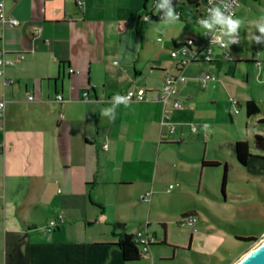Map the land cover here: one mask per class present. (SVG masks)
I'll list each match as a JSON object with an SVG mask.
<instances>
[{"label":"crops","instance_id":"1","mask_svg":"<svg viewBox=\"0 0 264 264\" xmlns=\"http://www.w3.org/2000/svg\"><path fill=\"white\" fill-rule=\"evenodd\" d=\"M4 1L20 25L6 28L0 49L10 57H25L0 76L6 101L0 127V264H148L151 247L140 261L123 259L118 235L135 232L127 231L122 209L127 199L142 198L156 186L170 159L166 143L172 139L166 135L172 134L162 124L164 117L176 124L183 142L172 157L179 165L176 177L186 179L189 166L198 168L203 158L221 162L219 153H210L223 142L214 123L211 130L208 121L200 124L203 148L183 140L182 127L188 125L183 120L196 104L188 81L194 80L198 91L213 81L199 86L197 77L205 69L196 61L179 70L188 76L177 85L183 108L129 101L116 106L114 120L101 109L110 106L115 94L129 88L156 91L167 73L179 72L170 54L185 45L191 27L180 20L168 25L160 20L155 26L144 21L152 0H82V5L78 0ZM189 14L194 21L200 15L186 7L183 21ZM158 25L163 31L156 30ZM158 32L163 38H154ZM213 53L211 63L224 60L221 49ZM169 108L181 112L174 117ZM189 125L192 133L199 132L198 125L193 124L196 132ZM236 141H226L234 154ZM249 173L236 185L228 184L225 196L219 193L225 214L219 222L237 236L260 238L264 227L257 236L245 223L264 225V174ZM111 200L119 207L112 219L105 211ZM200 208L187 206L182 216L194 213L199 221ZM54 218L63 222L50 227ZM117 222L124 227H116ZM191 239L183 248L189 252ZM160 242H167L165 230Z\"/></svg>","mask_w":264,"mask_h":264},{"label":"rangeland","instance_id":"2","mask_svg":"<svg viewBox=\"0 0 264 264\" xmlns=\"http://www.w3.org/2000/svg\"><path fill=\"white\" fill-rule=\"evenodd\" d=\"M200 4L203 9L202 0H200ZM190 14L192 15V13ZM190 14V18L178 21L191 27L185 38L200 35L196 21ZM261 16H264V0H240L236 7V18L242 20L241 39L240 43L235 45L236 49L230 46L228 48L233 60L224 59L218 64L211 62L198 64L201 69L213 71L217 75V80L211 82L206 90L198 91L195 81L188 79L196 104L188 112L190 118L183 120L188 124L182 127L186 134L183 140L187 142V146L199 143L198 147L203 148L204 139L200 135V124L203 121H208L211 130L212 123H214L215 129L219 133V139L223 142L219 146L211 148L210 153L212 155L219 153L222 165L203 168L201 165L198 168L189 166L186 179L176 177L179 165L177 159L172 157L175 153H179L177 144L183 142L178 140V133L166 135L172 139L169 140L170 143H166L170 159L165 169L160 170L156 186L148 188L153 192L151 200L147 201L141 197L127 199V203L122 209L124 218L127 220V231L147 230L154 234L159 241L151 246L153 252L151 251L149 254L148 264H234L264 238L261 236L252 243L238 241L233 228L225 227L219 222L224 220L225 214L222 210L223 204L218 199L219 193L223 196L221 186L225 163L228 182L225 186V194L228 184L230 187L236 185L237 179L247 175V172H250L251 175L264 174V151L262 156H252L248 164L244 166L236 160L233 150L228 145L229 141L235 139L248 140L252 144L255 133H264V124L258 123L259 118L264 117V83H261L264 81V43L250 42L247 39L250 35L247 29L252 28V23ZM159 22L150 21L149 24L155 26ZM252 31L260 35L258 30L252 28ZM157 36L163 38L162 33L158 32L154 38L156 39ZM252 54L254 60L262 62L261 70L251 61ZM185 75L187 76V74ZM212 85L216 89L214 88L215 90L213 89L211 92L210 86ZM251 98L258 102L262 110L259 114L248 116L245 110V101ZM234 99L240 104H234L232 102ZM178 111L169 108L168 114L174 116L181 112ZM189 124L198 125L199 132L192 133ZM226 141L228 142L226 143ZM252 152H256L253 147ZM170 184L175 186L173 190L168 189ZM114 202L115 200L108 202L105 210L110 219L119 208L114 206ZM195 204L201 207V216L195 224V228L181 226L182 211L187 206ZM262 208L264 210V204ZM245 227L259 236V231L263 229L264 225L258 221L255 225L245 223ZM164 230L166 244L160 242ZM190 239L192 246L189 252L183 248L187 247Z\"/></svg>","mask_w":264,"mask_h":264},{"label":"built area","instance_id":"3","mask_svg":"<svg viewBox=\"0 0 264 264\" xmlns=\"http://www.w3.org/2000/svg\"><path fill=\"white\" fill-rule=\"evenodd\" d=\"M204 3L203 9H201L200 15L197 17L196 21L200 17H207V9L214 6L220 5L224 7L227 5L226 11L229 13L234 14L236 17V7L240 3V0H202ZM82 0H78V4L82 5ZM158 4V0H152L150 8L147 9L142 19L144 21H149L152 16L158 15L157 13L153 12L156 5ZM181 17V13H180ZM198 24V23H197ZM20 25V21L12 16H9L5 9V1L0 0V39L4 37L6 28L8 26H16ZM200 28V35L199 36H191L187 38L185 45L180 50H174L171 52V57L177 61V66L182 71L183 68L188 66L189 64L202 61V62H210L214 61L213 59V52L216 48H219L223 51V58L225 60H232V55L228 49L220 48L216 43L212 36V34H204L207 30ZM219 28V25L216 26ZM240 43V42H239ZM239 43H232V45H237ZM25 57L24 53H18L16 57H10L7 55L6 49H0V76H3L4 70L6 67L14 65L16 62L22 60ZM256 66L261 68L262 63L260 61H256ZM73 69H70V72H73ZM177 73H167L164 77L163 85L160 89L156 91H151L143 88H129L121 93L120 95H124L129 97V101H157L161 102L164 106L170 105L176 109H181L184 107L183 103L180 99L177 98V85L179 82H185L187 77L183 74V72ZM217 77L214 73L204 70L200 73L197 77L199 86L201 88H205L210 81L216 80ZM84 97L88 98V93H84ZM28 100H33L34 96L29 94L27 96ZM57 99L62 101V95L58 94ZM5 99L2 95H0V127L2 126V121L4 118V107H5ZM234 104H238L237 100H232ZM62 116V115H61ZM163 125L168 126V132L170 134H174L176 132V124L172 123L168 120V117H164L162 120ZM191 130L196 132L197 126L191 125ZM175 188L174 185H169V190ZM152 190L147 191L142 195V199L147 201L151 200ZM62 220V219H61ZM59 219H51L49 221L50 227H56L61 223ZM198 221V216L194 213L184 214L180 221V225L184 227L194 228L195 224ZM134 240L137 243L139 248L140 256L146 257L150 252V247L152 244L157 242V238L154 234L149 233L146 231H140L134 233Z\"/></svg>","mask_w":264,"mask_h":264},{"label":"clouds","instance_id":"4","mask_svg":"<svg viewBox=\"0 0 264 264\" xmlns=\"http://www.w3.org/2000/svg\"><path fill=\"white\" fill-rule=\"evenodd\" d=\"M160 9H164L163 13V22L165 25L173 24L180 19V13L174 9L172 0H159V3L156 5V8L153 9V12L159 13ZM227 5L221 7L220 5H214L207 9V17H200L196 22L200 25L202 29L207 30L204 34H212L215 43L223 49H228L230 44L239 43L240 28L242 20L236 18L234 14L226 11ZM219 25V28L216 26ZM252 28L258 30L260 35H257L256 32L252 31ZM252 28H248L247 31L250 33L247 39L255 41L257 43H264V16H261L259 19L255 20L252 23ZM157 31H163V26L158 25L156 28ZM264 83V81H261ZM129 97L124 95L115 94L112 101L110 102L109 107H104L101 109V114L108 116L109 119H115V108L119 104L128 105ZM248 255H245L240 264H245L247 261Z\"/></svg>","mask_w":264,"mask_h":264},{"label":"trees","instance_id":"5","mask_svg":"<svg viewBox=\"0 0 264 264\" xmlns=\"http://www.w3.org/2000/svg\"><path fill=\"white\" fill-rule=\"evenodd\" d=\"M159 3V0H158ZM172 4L174 5V9L181 13L180 21H183L182 19V11L188 7L189 11H195L197 14H200V0H172ZM156 8V7H155ZM164 9H160L158 15L152 16L150 21H160L163 18ZM251 61L256 62L254 59ZM212 62V61H210ZM179 68V67H178ZM180 69H178L179 71ZM238 104H240L238 102ZM245 110L246 114L248 116L256 115L261 112V107L258 104V102L254 99H248L245 101ZM258 123L264 124V117L259 118ZM252 147L256 152H252ZM264 151V133H255L254 134V140L251 144L248 140H237L235 142L234 152L236 155V158L238 162L242 165H247L249 159L254 156H262V153ZM222 163L218 160H209V159H202L201 167H216L221 166ZM227 183V165L224 164V172H223V178H222V186L221 190L223 193H225V186ZM63 220H61V223ZM116 227H124V224L117 222L115 224ZM239 240L247 241V242H254L258 240L255 236H237ZM165 240V239H164ZM163 242L165 243V241ZM121 250L123 259L126 261H138L142 257L140 256L139 248L137 246V243L134 240V234L128 233V232H121L118 235V240L116 243ZM155 244V243H154ZM152 244V245H154Z\"/></svg>","mask_w":264,"mask_h":264},{"label":"water","instance_id":"6","mask_svg":"<svg viewBox=\"0 0 264 264\" xmlns=\"http://www.w3.org/2000/svg\"><path fill=\"white\" fill-rule=\"evenodd\" d=\"M225 196V193H223ZM252 253L250 259L245 261V264H264V238L258 242L254 247H252L248 252H246L240 259H238L234 264H240L244 256Z\"/></svg>","mask_w":264,"mask_h":264},{"label":"snow or ice","instance_id":"7","mask_svg":"<svg viewBox=\"0 0 264 264\" xmlns=\"http://www.w3.org/2000/svg\"><path fill=\"white\" fill-rule=\"evenodd\" d=\"M251 256H252V253H249L247 260L250 259Z\"/></svg>","mask_w":264,"mask_h":264}]
</instances>
